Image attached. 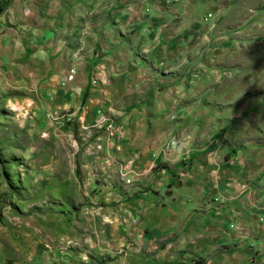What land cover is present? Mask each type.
I'll return each instance as SVG.
<instances>
[{
	"label": "rangeland",
	"instance_id": "obj_1",
	"mask_svg": "<svg viewBox=\"0 0 264 264\" xmlns=\"http://www.w3.org/2000/svg\"><path fill=\"white\" fill-rule=\"evenodd\" d=\"M64 6L83 25L107 24L126 51L148 66L142 80L132 81L137 91L119 96L124 105L133 103L123 111L129 132L154 118L156 101L205 102L212 112V134H228L215 141L222 143L224 158L243 144L258 148L264 158V108H258L264 105V0H69ZM165 57L174 59V68L154 66ZM171 80L178 90L172 91ZM10 109L0 97V264H61L78 250L83 260L95 259V253L103 259L122 253L133 241L153 250L165 244L172 248L178 233L145 241V229L136 226L135 217L124 233L126 243L112 244L109 237L119 224L112 220L114 213H137L139 196L155 193V187L141 185L144 174L156 178L169 168L171 161L157 158L158 149L149 155L158 159L149 172L114 158L116 166H108L98 159L103 140L94 131L80 130L73 118L61 123L53 115L56 123L40 130L28 109ZM99 121L94 125L104 124ZM123 126L111 121L107 127L118 144L124 142ZM231 159L228 178L237 189L219 190L201 205L216 214L227 206L231 214L229 201L244 193L249 199L245 206L256 212L237 206L241 221L232 217L228 228L238 232L244 245L252 240L264 250V176L257 177L260 167L249 163L238 171ZM187 160V155L182 158Z\"/></svg>",
	"mask_w": 264,
	"mask_h": 264
},
{
	"label": "crops",
	"instance_id": "obj_2",
	"mask_svg": "<svg viewBox=\"0 0 264 264\" xmlns=\"http://www.w3.org/2000/svg\"><path fill=\"white\" fill-rule=\"evenodd\" d=\"M68 1L0 0V8L4 7L0 13V97L13 112L28 109L30 121L40 125V130L71 117L80 130L96 132L95 136L103 140L98 159L108 166H116L114 158L149 172L157 158L171 161L160 180L157 178L161 173L156 178L144 174L141 185L155 187V193L149 190L139 196L142 207L137 213H114L112 220L119 224L109 237L112 244L126 243L124 233L134 226L131 220L135 217L139 219L136 226L145 229V241L153 242L160 235L172 233H178V238L172 248L165 244L160 250L133 241L122 253L108 254L103 259H96L99 255L95 253L96 258L88 261L78 250L61 264H264V250L254 247L252 240L244 245L238 232L228 228L238 213L237 206L249 202L244 193L229 201L231 214L226 212L227 206L222 214H216L201 205L203 199L215 198L219 190L236 188V182L228 178L230 156L235 163L232 167L236 165L238 171L249 163L260 167L257 177L264 176V158L257 154L258 148L243 144L224 158L222 143L220 146L215 141L228 134H212V112L207 103L199 101H156L157 105H152L154 118L145 127H134L129 132L127 119L123 118L128 114L123 111L133 103L124 105L119 96L124 91H137L132 81L142 80L141 72L148 66L126 51L107 24L83 25V21L75 20L76 15H68L64 6ZM156 61L154 66L175 67L170 57ZM72 68L70 80L67 76ZM170 82L172 91L178 90L173 88L174 81ZM258 108L260 112L264 105ZM53 115L60 119L54 122L50 119ZM100 117L107 118L99 121ZM98 121L104 124L94 125ZM111 121L124 125L123 143L109 138L107 127ZM154 149H158L157 158L150 159ZM186 155L187 163L182 161ZM166 186L168 191L164 190ZM235 221L241 218L237 215ZM91 244L88 246L95 245Z\"/></svg>",
	"mask_w": 264,
	"mask_h": 264
},
{
	"label": "built area",
	"instance_id": "obj_3",
	"mask_svg": "<svg viewBox=\"0 0 264 264\" xmlns=\"http://www.w3.org/2000/svg\"><path fill=\"white\" fill-rule=\"evenodd\" d=\"M73 72H74V70L72 68L71 73H70V80L73 78Z\"/></svg>",
	"mask_w": 264,
	"mask_h": 264
}]
</instances>
